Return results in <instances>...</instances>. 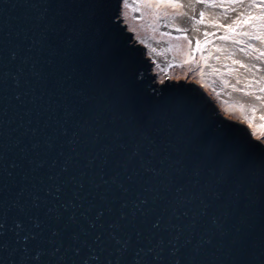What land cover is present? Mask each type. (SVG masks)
Segmentation results:
<instances>
[{"label":"water","instance_id":"obj_1","mask_svg":"<svg viewBox=\"0 0 264 264\" xmlns=\"http://www.w3.org/2000/svg\"><path fill=\"white\" fill-rule=\"evenodd\" d=\"M122 2L0 0V264H264V144Z\"/></svg>","mask_w":264,"mask_h":264},{"label":"rangeland","instance_id":"obj_2","mask_svg":"<svg viewBox=\"0 0 264 264\" xmlns=\"http://www.w3.org/2000/svg\"><path fill=\"white\" fill-rule=\"evenodd\" d=\"M192 1L195 10L179 0H123L120 18L133 40L145 48L158 84L168 79L198 85L224 117L245 125L252 137L264 144V131L258 127L264 125L261 119L264 116V92L260 91L264 88V76L252 73L253 69L262 73L264 68V57L255 59L264 52V46L258 44L264 40V20L252 19L243 23L247 19L246 13L253 17L264 16V0ZM173 4L182 7L173 8ZM242 4H249L252 10L260 13L245 12L240 8ZM200 12L204 13L203 22L196 24ZM179 13L190 16L191 31L197 38L188 32L181 20H177L183 17ZM234 13L239 15L241 23L229 30L226 26L231 23L227 21L233 19ZM199 26L203 29H198ZM244 33L259 36L261 40L250 39ZM238 53L253 58L255 63L246 62ZM245 92L250 95L245 96ZM257 96L259 100L255 98Z\"/></svg>","mask_w":264,"mask_h":264},{"label":"snow or ice","instance_id":"obj_3","mask_svg":"<svg viewBox=\"0 0 264 264\" xmlns=\"http://www.w3.org/2000/svg\"><path fill=\"white\" fill-rule=\"evenodd\" d=\"M197 2H201V0H197ZM206 6H207V7H220V5H206ZM253 6H254V5H253ZM171 7H173V8H180V7H182V5H179V4H173V5H171ZM179 15H184V13H179ZM245 15L247 16V19L244 20L243 23H248V22H249L250 20H252V19H261V20H264V16H262V17H253V16H252L251 14H249V13H246ZM199 16H200V19H197V20L195 21L196 24H200V23L203 22L204 13H203V12H200V13H199ZM239 23H241V19H240V17L238 16L236 19H234V20L232 21L231 24H228L226 27H227L229 30H234V25H237V24H239ZM177 30L179 31V29H177ZM244 34H245V35H249V38H250V39L261 40V38H260L259 36H251V35L248 34V33H244ZM220 38H221V39H227L226 37H220ZM234 43H239V41H234ZM261 43H264V40H261ZM261 57H264V52H261L259 56H256V57H255V59H256V60H260ZM241 67H244V65L241 64ZM237 83H239V81H237ZM260 91L264 92V88H261ZM244 95H245V96H248V95H250V94L247 93V92H245ZM255 98H256L257 100L260 99L259 96L255 97ZM261 119L264 120V116H262ZM245 120H246V122H249V126H250V127H253V125L251 124V122H250V121H247V118H245ZM258 127H259L260 130L264 131V125H259ZM259 147H260L262 150H264V145H259ZM37 258H38V256H37Z\"/></svg>","mask_w":264,"mask_h":264},{"label":"bare ground","instance_id":"obj_4","mask_svg":"<svg viewBox=\"0 0 264 264\" xmlns=\"http://www.w3.org/2000/svg\"><path fill=\"white\" fill-rule=\"evenodd\" d=\"M179 1H181V3H184L185 4V2H186V4H188L189 5V7L192 9H194L195 10V7H193L192 5H191V2H193L192 0H179ZM185 4V5H186ZM240 8H242L245 12L246 11H250V12H252V13H260V12H256V11H254V10H252V6H250L249 4H242L241 6H240ZM197 9H200L199 8V6L197 7ZM192 11V10H191ZM193 12V11H192ZM215 12H217V11H215ZM215 12H212V13H215ZM242 12V11H241ZM263 13V12H262ZM239 15L237 14V13H234L233 14V19L232 20H228L227 22L228 23H232V21L234 20V19H236L237 17H238ZM191 22V19H190V16L189 15H187L186 16V19H183V23H185V22ZM185 25V24H184ZM186 26V25H185ZM187 27V26H186ZM188 28V27H187ZM195 35H197L196 33H193V36L194 37H197V36H195ZM259 45H262V46H264L260 41H259V43H258ZM238 56L239 57H241L243 60H245L246 62H250L251 64L252 63H255L254 61H253V58H250V57H247V56H245V55H243V54H241V53H238ZM252 73L253 74H255V75H258V74H260V75H263L264 76V68H263V70H262V73H258L256 70H252ZM250 99L249 98H247V101H249Z\"/></svg>","mask_w":264,"mask_h":264},{"label":"flooded vegetation","instance_id":"obj_5","mask_svg":"<svg viewBox=\"0 0 264 264\" xmlns=\"http://www.w3.org/2000/svg\"><path fill=\"white\" fill-rule=\"evenodd\" d=\"M182 4L184 5V3H182ZM182 16H183L182 18L179 17V18H177V20H181V21H182V24H183V25L185 24V25L188 27V28L186 27V28L188 29V32L191 33V32H192V31H191V28H193V27L189 24V22H188L187 20H186L187 22L183 23V19H186V16H187V15L185 16V14H184V15H182ZM175 23H176V22H175ZM185 25H184V26H185ZM176 26L179 27L178 25H176ZM179 28H180V27H179ZM180 29H181V31H182V28H180ZM198 29L202 30L203 28H202V26H199ZM182 33L185 34L183 31H182ZM191 34H193V32H192ZM185 35H186L185 37H188L187 34H185ZM201 35H202V34H201ZM201 35L199 34V36H201ZM196 38H197V37H196ZM192 40H194V39H192Z\"/></svg>","mask_w":264,"mask_h":264}]
</instances>
